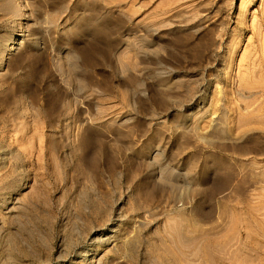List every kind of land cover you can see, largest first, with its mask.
I'll use <instances>...</instances> for the list:
<instances>
[{
  "label": "rangeland",
  "instance_id": "1",
  "mask_svg": "<svg viewBox=\"0 0 264 264\" xmlns=\"http://www.w3.org/2000/svg\"><path fill=\"white\" fill-rule=\"evenodd\" d=\"M0 264H264V0H0Z\"/></svg>",
  "mask_w": 264,
  "mask_h": 264
},
{
  "label": "bare ground",
  "instance_id": "2",
  "mask_svg": "<svg viewBox=\"0 0 264 264\" xmlns=\"http://www.w3.org/2000/svg\"><path fill=\"white\" fill-rule=\"evenodd\" d=\"M19 42H21V41H19ZM18 45H20V43L15 42L14 45H13V47H12L11 49L13 50V49H14L16 46H18Z\"/></svg>",
  "mask_w": 264,
  "mask_h": 264
}]
</instances>
